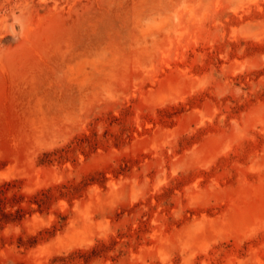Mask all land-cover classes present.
<instances>
[{"label": "rangeland", "instance_id": "rangeland-1", "mask_svg": "<svg viewBox=\"0 0 264 264\" xmlns=\"http://www.w3.org/2000/svg\"><path fill=\"white\" fill-rule=\"evenodd\" d=\"M0 264H264V0H0Z\"/></svg>", "mask_w": 264, "mask_h": 264}, {"label": "trees", "instance_id": "trees-1", "mask_svg": "<svg viewBox=\"0 0 264 264\" xmlns=\"http://www.w3.org/2000/svg\"><path fill=\"white\" fill-rule=\"evenodd\" d=\"M0 191H1V189H0ZM20 218H21V215H19V214L14 215L10 211H1L0 221L10 222V221L19 220Z\"/></svg>", "mask_w": 264, "mask_h": 264}]
</instances>
